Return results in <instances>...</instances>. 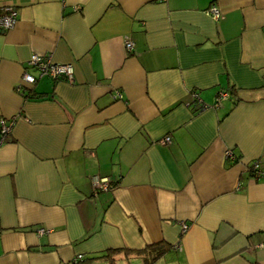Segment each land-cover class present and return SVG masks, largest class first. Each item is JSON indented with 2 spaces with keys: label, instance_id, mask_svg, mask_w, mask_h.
<instances>
[{
  "label": "crops",
  "instance_id": "obj_1",
  "mask_svg": "<svg viewBox=\"0 0 264 264\" xmlns=\"http://www.w3.org/2000/svg\"><path fill=\"white\" fill-rule=\"evenodd\" d=\"M7 5L0 264H264V0ZM32 52L72 80L38 77Z\"/></svg>",
  "mask_w": 264,
  "mask_h": 264
},
{
  "label": "built area",
  "instance_id": "obj_2",
  "mask_svg": "<svg viewBox=\"0 0 264 264\" xmlns=\"http://www.w3.org/2000/svg\"><path fill=\"white\" fill-rule=\"evenodd\" d=\"M78 8V7H76ZM207 11L211 13L213 17L219 16V10L216 7V5L211 4ZM18 12L17 9L11 5H7L2 8V11L0 12V29H10L12 28L16 21H17ZM125 49L128 52H131L134 46L132 39H126L125 40ZM28 64L35 67L37 69L38 77L47 75L52 79H66L68 81L72 80L73 75V67L71 63H59L54 62L51 60V58L48 55H44L41 53L32 52L28 59ZM22 79L28 83H34L37 80V77L33 74H30L28 72H24L22 75ZM230 93L227 89L219 90L215 97V104L217 105L221 99L229 97ZM116 97H121V94L118 92L116 93ZM196 97V96H195ZM206 104H200V109L205 108ZM12 121L11 119H5L3 117H0V132L1 135L4 136L10 132ZM2 140V139H1ZM162 142H169L170 137L169 135H166L162 140ZM227 156H232V154L227 151ZM249 171L252 173H259L258 171V161H253L252 164L249 166ZM112 181L109 177H99V176H93L91 178V185L94 191L97 190H107L111 187ZM187 228V225L185 223H181V232L185 231ZM48 229L40 228L38 231L39 233L45 232ZM81 258V255H77L75 257V260ZM76 262V261H75Z\"/></svg>",
  "mask_w": 264,
  "mask_h": 264
},
{
  "label": "trees",
  "instance_id": "obj_3",
  "mask_svg": "<svg viewBox=\"0 0 264 264\" xmlns=\"http://www.w3.org/2000/svg\"><path fill=\"white\" fill-rule=\"evenodd\" d=\"M159 251L156 253V255L155 256H158L159 254H161L162 253V251L160 250V248L158 249ZM79 260H81V258H78V259H76L75 261H76V263H78V261Z\"/></svg>",
  "mask_w": 264,
  "mask_h": 264
}]
</instances>
